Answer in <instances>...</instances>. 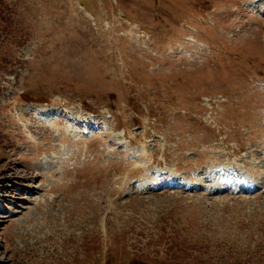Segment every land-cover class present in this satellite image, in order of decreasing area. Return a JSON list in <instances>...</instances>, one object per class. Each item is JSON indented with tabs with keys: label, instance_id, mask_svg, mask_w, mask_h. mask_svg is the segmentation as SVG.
I'll return each instance as SVG.
<instances>
[{
	"label": "rangeland",
	"instance_id": "obj_1",
	"mask_svg": "<svg viewBox=\"0 0 264 264\" xmlns=\"http://www.w3.org/2000/svg\"><path fill=\"white\" fill-rule=\"evenodd\" d=\"M0 264H264V0H0Z\"/></svg>",
	"mask_w": 264,
	"mask_h": 264
},
{
	"label": "bare ground",
	"instance_id": "obj_2",
	"mask_svg": "<svg viewBox=\"0 0 264 264\" xmlns=\"http://www.w3.org/2000/svg\"><path fill=\"white\" fill-rule=\"evenodd\" d=\"M121 25V24H120ZM47 112V111H46ZM40 116H43L44 118H59V117H57V114L54 112V114H51V115H46V114H42V115H40ZM42 117V118H43ZM85 119H84V121L82 122V123H80V124H84L85 123ZM74 124V123H73ZM78 124V123H77ZM76 125V124H75ZM84 131H82V132H80V133H83ZM245 188H243L242 190H244ZM246 190V189H245ZM239 191V190H238ZM235 194V193H234ZM237 194H239V193H237Z\"/></svg>",
	"mask_w": 264,
	"mask_h": 264
}]
</instances>
